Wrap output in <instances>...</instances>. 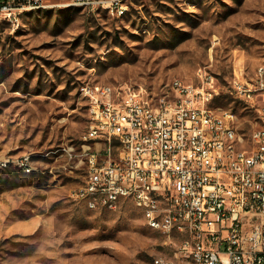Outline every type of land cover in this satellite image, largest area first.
I'll list each match as a JSON object with an SVG mask.
<instances>
[{"label":"rangeland","instance_id":"1","mask_svg":"<svg viewBox=\"0 0 264 264\" xmlns=\"http://www.w3.org/2000/svg\"><path fill=\"white\" fill-rule=\"evenodd\" d=\"M43 3L0 15V264L172 256L175 241L149 227L131 199L109 210L70 197L87 175L79 155L87 92L109 87L157 101L175 80L200 87L212 77L211 108L233 114L241 147L250 148L256 115L234 82L264 62V0H131L121 14L75 0Z\"/></svg>","mask_w":264,"mask_h":264},{"label":"built area","instance_id":"2","mask_svg":"<svg viewBox=\"0 0 264 264\" xmlns=\"http://www.w3.org/2000/svg\"><path fill=\"white\" fill-rule=\"evenodd\" d=\"M75 1L118 13L131 0ZM43 2L0 0V15L12 18ZM243 79L234 90L255 111L250 148L241 147L233 114L211 108L212 77L200 87L179 83L157 101L89 89L79 154L87 175L70 197L109 210L131 199L148 226L175 241L174 254L153 264H264V68ZM61 151L78 156L73 148ZM28 161L21 163L29 168ZM93 193L101 200L89 201Z\"/></svg>","mask_w":264,"mask_h":264},{"label":"bare ground","instance_id":"3","mask_svg":"<svg viewBox=\"0 0 264 264\" xmlns=\"http://www.w3.org/2000/svg\"><path fill=\"white\" fill-rule=\"evenodd\" d=\"M43 4H36V5H32L29 8H24L21 10H25V9H35V8H39L40 6H42ZM120 14L123 12V10L118 11ZM261 68H264V62L261 63L256 70H261ZM179 83H183L181 80H175L174 81V88L175 89H179ZM103 89H111L109 87H105ZM176 99H183V91H176ZM101 200V193H93V194H89V201H98ZM151 228H153V226H149ZM161 233V231H159Z\"/></svg>","mask_w":264,"mask_h":264}]
</instances>
